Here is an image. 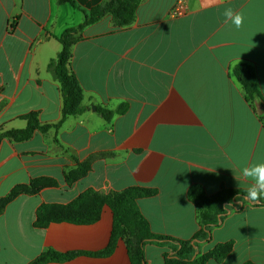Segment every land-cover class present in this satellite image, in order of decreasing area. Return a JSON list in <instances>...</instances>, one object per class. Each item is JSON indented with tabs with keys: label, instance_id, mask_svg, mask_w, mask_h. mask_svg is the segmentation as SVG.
<instances>
[{
	"label": "crops",
	"instance_id": "0c3cea01",
	"mask_svg": "<svg viewBox=\"0 0 264 264\" xmlns=\"http://www.w3.org/2000/svg\"><path fill=\"white\" fill-rule=\"evenodd\" d=\"M73 1L79 8L58 0H0V133L25 129L22 117L29 114L43 125L61 121L62 94L50 70L62 50L56 38L107 0ZM177 1L143 0L129 27L117 28L106 16L85 28L71 61L84 113L28 141H1L0 200L36 178L59 185L8 205L0 216V264H29L47 249L104 250L113 230L108 207L93 225H34L41 206H67L88 190H157L138 201L139 209L155 235L182 241L200 230L192 187L208 196L247 191L251 181L241 168L264 162V0H187L189 12L170 18ZM227 8L243 13L242 28L225 22ZM241 64L254 69L260 97L253 102L233 73ZM99 108L114 112L112 118L105 120ZM82 164L89 173L68 184L66 175ZM229 242L233 250L221 264H264V206L248 203L230 213L200 252ZM171 251L170 244L149 243L146 263L166 264ZM62 264L131 261L120 241L110 257Z\"/></svg>",
	"mask_w": 264,
	"mask_h": 264
},
{
	"label": "trees",
	"instance_id": "16d2710c",
	"mask_svg": "<svg viewBox=\"0 0 264 264\" xmlns=\"http://www.w3.org/2000/svg\"><path fill=\"white\" fill-rule=\"evenodd\" d=\"M143 0H107L104 4L92 8L84 13V21L76 28L67 29L62 36L56 38L62 45L58 57L51 63L50 70L55 76L62 94V119L57 124H41L37 114H29L22 117L28 125L23 130H12L0 133V143L4 139L12 142H24L30 140L35 132L47 133L51 129L59 130L64 121L69 117L80 116L85 108L82 105L83 88L76 75L71 70L73 58L72 48L81 40L82 31L88 26L101 21L106 16H112L117 28L129 27L137 16V10ZM60 5L71 4L79 8L73 0H58ZM233 73L243 86L246 99L253 102L260 94L256 86L254 69L247 65H238ZM121 107L118 112H124ZM101 116L109 121L114 112L98 109ZM264 127V115L260 117ZM90 171L88 164H82L77 169L66 175L68 184L85 177ZM59 184L52 178H36L29 184L15 186L11 192L0 200V216L9 204L22 195L33 196L43 189L57 187ZM247 191H235L223 189L214 196H208L201 186H194L189 191V199L196 205L197 218L200 226L199 232L190 241H182L174 238L155 235L148 221L142 215L138 201L157 195V190L141 187L128 188L122 192L103 194L94 190H88L67 206L43 205L37 211L36 228H47L53 223H69L73 225H93L97 223L105 207L113 213V230L108 246L100 252H58L47 249L39 257L29 264L66 263L79 257L107 258L116 250L120 241H124L131 264H147L145 260V246L149 243L170 244L172 251L166 255V264H209L215 261L221 264L232 252L233 243L217 245L211 252L201 254L200 246L209 242L212 232L219 227L225 217L234 211H239L244 205L236 199L244 197ZM232 203V208L225 209L227 203ZM253 204V203H251ZM254 205L264 206V198Z\"/></svg>",
	"mask_w": 264,
	"mask_h": 264
},
{
	"label": "clouds",
	"instance_id": "9594fccd",
	"mask_svg": "<svg viewBox=\"0 0 264 264\" xmlns=\"http://www.w3.org/2000/svg\"><path fill=\"white\" fill-rule=\"evenodd\" d=\"M225 22H230L236 29H240L244 25V15L242 12H236L232 8L225 9L223 13ZM241 177L251 181L247 189V194L244 197L237 196L236 199L243 203L244 200L250 203H258L264 198V162L254 163L241 168ZM225 209L232 208V203L229 202Z\"/></svg>",
	"mask_w": 264,
	"mask_h": 264
},
{
	"label": "built area",
	"instance_id": "2783aa9c",
	"mask_svg": "<svg viewBox=\"0 0 264 264\" xmlns=\"http://www.w3.org/2000/svg\"><path fill=\"white\" fill-rule=\"evenodd\" d=\"M189 12L187 0H178L169 12L170 18H179L185 16Z\"/></svg>",
	"mask_w": 264,
	"mask_h": 264
}]
</instances>
